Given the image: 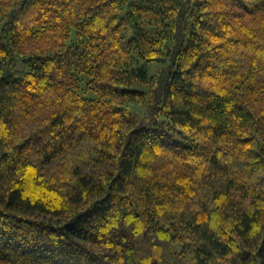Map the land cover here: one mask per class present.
<instances>
[{
  "label": "trees",
  "instance_id": "1",
  "mask_svg": "<svg viewBox=\"0 0 264 264\" xmlns=\"http://www.w3.org/2000/svg\"><path fill=\"white\" fill-rule=\"evenodd\" d=\"M0 264H264V0H0Z\"/></svg>",
  "mask_w": 264,
  "mask_h": 264
},
{
  "label": "rangeland",
  "instance_id": "2",
  "mask_svg": "<svg viewBox=\"0 0 264 264\" xmlns=\"http://www.w3.org/2000/svg\"><path fill=\"white\" fill-rule=\"evenodd\" d=\"M142 109H145V107L144 106H138V105L137 106H135V105L130 106V110H131L132 114L138 119L143 117ZM176 247L178 248L179 246L176 245Z\"/></svg>",
  "mask_w": 264,
  "mask_h": 264
}]
</instances>
